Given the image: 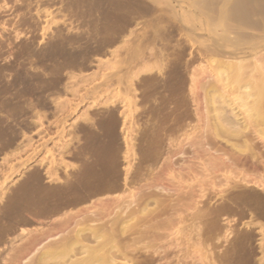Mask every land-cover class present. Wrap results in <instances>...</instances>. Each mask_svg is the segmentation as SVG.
Here are the masks:
<instances>
[{
  "label": "rangeland",
  "instance_id": "rangeland-1",
  "mask_svg": "<svg viewBox=\"0 0 264 264\" xmlns=\"http://www.w3.org/2000/svg\"><path fill=\"white\" fill-rule=\"evenodd\" d=\"M186 1L0 0V264H23V228L45 227L112 194L62 203L83 171L101 163L99 143L122 183L127 170L138 178L157 172L172 139L188 143L202 130L194 114L224 59L200 52L206 26L191 23L196 35H189ZM223 2L205 0L200 14L215 17ZM160 179L211 187L200 168ZM195 199L202 205L205 197ZM237 201L226 209L211 201L220 216L201 219L198 229L189 219L167 224L158 250L199 264H264V202Z\"/></svg>",
  "mask_w": 264,
  "mask_h": 264
},
{
  "label": "bare ground",
  "instance_id": "bare-ground-1",
  "mask_svg": "<svg viewBox=\"0 0 264 264\" xmlns=\"http://www.w3.org/2000/svg\"><path fill=\"white\" fill-rule=\"evenodd\" d=\"M201 1L187 2L193 3L190 6L196 7L198 15L208 6ZM190 6L189 12L183 10V18L190 24L184 21L187 32L194 34L191 23L205 24L200 52L224 59L217 61L216 76L204 83L212 85L205 89L203 98H209L204 109L194 114L203 120L202 130L188 143L172 139L157 172L138 178L127 170L122 183L118 171L111 173L106 167L105 146L99 143L95 152L101 159L96 163L99 167L86 168L81 183L71 187L70 197L62 203L77 204L96 194L112 196L45 227L23 228V244L17 248L23 253V264H199L196 256L186 261L183 253L170 257L158 250L163 227L189 219L197 228L201 219H217L219 208L211 201L218 199L225 209L237 200L264 202V0H224L215 17H198ZM199 168L211 181L205 192L168 187L160 181L165 171L181 179ZM219 182L226 183L224 188L214 187ZM197 197H205L202 205ZM74 216L81 219H71Z\"/></svg>",
  "mask_w": 264,
  "mask_h": 264
}]
</instances>
